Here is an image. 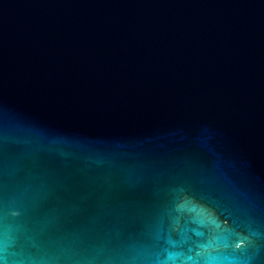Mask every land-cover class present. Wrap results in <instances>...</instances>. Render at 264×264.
<instances>
[{"label": "water", "instance_id": "obj_1", "mask_svg": "<svg viewBox=\"0 0 264 264\" xmlns=\"http://www.w3.org/2000/svg\"><path fill=\"white\" fill-rule=\"evenodd\" d=\"M3 264H264V0H0Z\"/></svg>", "mask_w": 264, "mask_h": 264}, {"label": "snow or ice", "instance_id": "obj_2", "mask_svg": "<svg viewBox=\"0 0 264 264\" xmlns=\"http://www.w3.org/2000/svg\"><path fill=\"white\" fill-rule=\"evenodd\" d=\"M0 264H3V262H2V261H0Z\"/></svg>", "mask_w": 264, "mask_h": 264}]
</instances>
